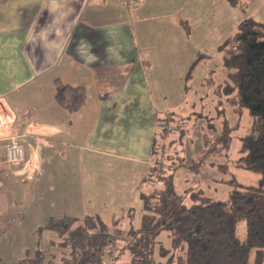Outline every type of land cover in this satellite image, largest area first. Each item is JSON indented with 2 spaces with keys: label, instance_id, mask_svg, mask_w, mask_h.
I'll return each mask as SVG.
<instances>
[{
  "label": "crops",
  "instance_id": "0c3cea01",
  "mask_svg": "<svg viewBox=\"0 0 264 264\" xmlns=\"http://www.w3.org/2000/svg\"><path fill=\"white\" fill-rule=\"evenodd\" d=\"M145 11L138 0L130 7L125 0H0L1 223L16 207L38 208L47 181L59 216L103 215L97 200L111 190V196L143 190L164 109L157 98L165 103L164 84L156 96L151 84L162 58L148 37ZM58 80L84 88L80 110L59 105ZM12 137L25 146L17 166L4 158Z\"/></svg>",
  "mask_w": 264,
  "mask_h": 264
},
{
  "label": "rangeland",
  "instance_id": "374dc122",
  "mask_svg": "<svg viewBox=\"0 0 264 264\" xmlns=\"http://www.w3.org/2000/svg\"><path fill=\"white\" fill-rule=\"evenodd\" d=\"M138 2L145 4L148 9L145 15L150 19L145 22V27L155 47L157 61L162 58L161 64L158 63L162 67L154 69L157 78L159 75L158 80L151 78L155 96L158 86L164 84L165 87L161 95L165 103H159L157 98L158 106L164 109L157 123V153L153 156V163L157 165L155 175L167 176L172 173L174 166H188L191 162H197L210 148L211 154L201 173L188 172L187 175L192 174L184 178V173L178 171L175 176L176 185L180 191L186 188L202 190L216 200L227 201L234 188L228 183L229 180L236 178L240 184L255 185L260 179L258 173L237 165L241 137L258 131L259 124L248 110L242 115L235 113L232 106L225 102V96H221L220 87L227 80V70L224 51L220 47L237 32L240 23L246 18L264 23V0H238L236 5H232L229 0ZM175 29L181 32L179 40ZM173 36L176 43L172 42ZM227 124L234 126V130L229 132V143L224 144L221 132ZM117 183L121 181L106 184ZM140 184L141 180L135 187L138 188ZM42 186L44 198L38 208H29L26 203L25 207H16L6 215L7 221L0 222V264H25V259L32 258L38 248L50 246L53 235L45 225L50 217L62 213H57L58 210L53 212V190L50 188L53 183L47 181ZM142 186L145 191L154 189L150 183H143ZM125 190L120 196H111L114 194L111 190L105 197L99 198L98 212L103 214L101 216L109 224L116 217L121 221L122 228L140 226L144 214L141 199L143 190L140 193L134 189L131 193ZM244 225L240 223L238 226L241 237L245 236ZM159 240L171 246L166 233ZM117 248L116 255L120 250ZM52 251L57 252L56 249ZM155 258L156 264H176L160 258L158 250ZM254 258L253 253L248 264H253ZM129 259L126 252L118 264H130Z\"/></svg>",
  "mask_w": 264,
  "mask_h": 264
},
{
  "label": "trees",
  "instance_id": "16d2710c",
  "mask_svg": "<svg viewBox=\"0 0 264 264\" xmlns=\"http://www.w3.org/2000/svg\"><path fill=\"white\" fill-rule=\"evenodd\" d=\"M229 1L232 5L238 2ZM220 48L227 70L221 96L235 113L242 115L248 110L259 124L258 131L241 137L237 160L241 168L260 175L258 183L243 185L232 178L228 183L234 188L227 201L216 200L202 190H178L177 172L187 167L201 173L210 148L197 162L174 166L167 176L157 177V165L152 163L145 183L154 189L141 194L144 214L138 228L117 227L116 222L109 224L99 214L52 216L45 225L53 235L50 246L38 248L26 263L106 264L111 249L118 247L116 264L126 252L130 264H156L157 250L160 258L176 264H248L253 253V264H264V23L246 18ZM55 98L59 105L76 112L85 105L86 92L58 80ZM231 130L234 126L223 127L222 143L231 138ZM240 223L245 224L244 237L238 234ZM163 233L171 246L159 240Z\"/></svg>",
  "mask_w": 264,
  "mask_h": 264
},
{
  "label": "built area",
  "instance_id": "2783aa9c",
  "mask_svg": "<svg viewBox=\"0 0 264 264\" xmlns=\"http://www.w3.org/2000/svg\"><path fill=\"white\" fill-rule=\"evenodd\" d=\"M133 1L134 0H125L127 7H130ZM4 149V158L9 165L17 166L25 160V146L17 137H12L9 142L4 145ZM115 252L116 249L112 248L106 264H116Z\"/></svg>",
  "mask_w": 264,
  "mask_h": 264
}]
</instances>
